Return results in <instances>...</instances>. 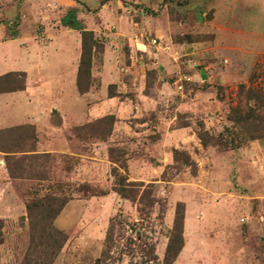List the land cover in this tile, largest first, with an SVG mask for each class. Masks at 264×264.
<instances>
[{"label":"rangeland","instance_id":"1","mask_svg":"<svg viewBox=\"0 0 264 264\" xmlns=\"http://www.w3.org/2000/svg\"><path fill=\"white\" fill-rule=\"evenodd\" d=\"M259 95L264 0H0V264H264Z\"/></svg>","mask_w":264,"mask_h":264},{"label":"trees","instance_id":"2","mask_svg":"<svg viewBox=\"0 0 264 264\" xmlns=\"http://www.w3.org/2000/svg\"><path fill=\"white\" fill-rule=\"evenodd\" d=\"M63 25L65 27L74 28V29H78L82 31V34H81L82 35V53H81L80 63H79V76H81V74H87L90 68V64H91L90 53H88L89 44L92 46V49H95L97 47V45L94 42H92V34L90 32L83 31L82 28L74 27L73 19L64 21ZM257 100L261 101V105L262 107H264L263 95L257 96ZM253 116L254 114H252L250 119L254 121L259 120L260 122H262L261 117L256 116L257 118L255 119ZM124 191L125 190L123 189L120 190L119 194H121L123 197H127ZM55 201L57 200L54 199V202ZM61 208H62V204L59 206V208L54 209V207H52L51 205L43 203V199L31 202V203H27L26 205L27 216L30 218L31 223L34 224L37 221L45 222V225L42 228V232H45V229L47 231L49 230L47 233L48 237L49 236H52V237H55V236L62 237L63 236L60 232L53 231L51 227L52 220L58 215ZM174 229L180 231V227L178 226L177 223H175ZM176 254H177V251L172 250V243H171L166 250L164 263L170 264L173 258L176 256Z\"/></svg>","mask_w":264,"mask_h":264},{"label":"crops","instance_id":"3","mask_svg":"<svg viewBox=\"0 0 264 264\" xmlns=\"http://www.w3.org/2000/svg\"><path fill=\"white\" fill-rule=\"evenodd\" d=\"M31 86L34 87L33 85H31ZM31 90H32V94H30V91ZM36 92H37V90L32 89L30 87V85H29V82H27V85H26L24 91H19V92H14V93L6 94V95H10V97H15L16 99L15 98H12V99L10 98L11 101L10 100H6V101L9 102V103H11V104H13L14 103V100L20 102L22 100V98L23 99L25 98L26 102L29 103V98L32 97V100H33V97L35 96Z\"/></svg>","mask_w":264,"mask_h":264}]
</instances>
